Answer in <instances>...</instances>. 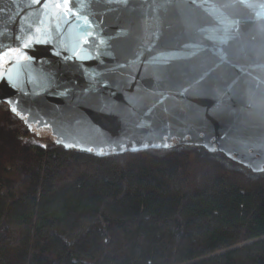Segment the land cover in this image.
<instances>
[{
  "label": "water",
  "instance_id": "water-1",
  "mask_svg": "<svg viewBox=\"0 0 264 264\" xmlns=\"http://www.w3.org/2000/svg\"><path fill=\"white\" fill-rule=\"evenodd\" d=\"M0 103L67 150L264 173V0H0Z\"/></svg>",
  "mask_w": 264,
  "mask_h": 264
},
{
  "label": "trees",
  "instance_id": "trees-1",
  "mask_svg": "<svg viewBox=\"0 0 264 264\" xmlns=\"http://www.w3.org/2000/svg\"><path fill=\"white\" fill-rule=\"evenodd\" d=\"M0 264H264V173L191 145L67 150L0 103Z\"/></svg>",
  "mask_w": 264,
  "mask_h": 264
},
{
  "label": "snow or ice",
  "instance_id": "snow-or-ice-1",
  "mask_svg": "<svg viewBox=\"0 0 264 264\" xmlns=\"http://www.w3.org/2000/svg\"><path fill=\"white\" fill-rule=\"evenodd\" d=\"M63 4L65 7H68L69 5V0H63ZM70 10V9H69ZM13 111H15V109H13Z\"/></svg>",
  "mask_w": 264,
  "mask_h": 264
}]
</instances>
